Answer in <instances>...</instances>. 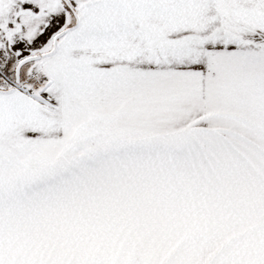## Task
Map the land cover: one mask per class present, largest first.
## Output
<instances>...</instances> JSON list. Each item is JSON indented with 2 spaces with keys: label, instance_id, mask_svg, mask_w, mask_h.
Here are the masks:
<instances>
[{
  "label": "snow or ice",
  "instance_id": "snow-or-ice-1",
  "mask_svg": "<svg viewBox=\"0 0 264 264\" xmlns=\"http://www.w3.org/2000/svg\"><path fill=\"white\" fill-rule=\"evenodd\" d=\"M0 264H264V0H0Z\"/></svg>",
  "mask_w": 264,
  "mask_h": 264
}]
</instances>
